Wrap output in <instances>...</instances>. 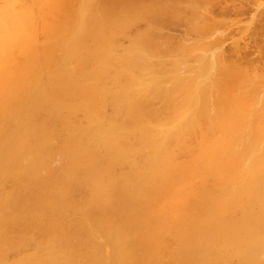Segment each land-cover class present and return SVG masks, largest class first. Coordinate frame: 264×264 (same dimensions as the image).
I'll return each mask as SVG.
<instances>
[{"label":"bare ground","instance_id":"bare-ground-1","mask_svg":"<svg viewBox=\"0 0 264 264\" xmlns=\"http://www.w3.org/2000/svg\"><path fill=\"white\" fill-rule=\"evenodd\" d=\"M201 1L0 0V264H264L249 4Z\"/></svg>","mask_w":264,"mask_h":264},{"label":"rangeland","instance_id":"rangeland-1","mask_svg":"<svg viewBox=\"0 0 264 264\" xmlns=\"http://www.w3.org/2000/svg\"><path fill=\"white\" fill-rule=\"evenodd\" d=\"M194 1H195V0H194ZM223 1H225V0H223ZM233 1L238 2V3H236V4H239V3H242V4H243V3H248L249 5H250V3L252 2L251 4H252L253 6L256 5L255 3H258V2H256L255 0H253V1H255L254 3H253L252 0H251V2H250V0H249V1L246 0V2H243V0H242L241 2H240V0H226L227 3H225V2H224V3H225L226 5H227V4L229 5L230 3L234 5L235 2H233ZM244 1H245V0H244ZM247 1H248V2H247ZM197 2L202 3L203 1H201V0L198 1V0H197ZM261 2H263V4H262ZM200 3H198V4H200ZM260 3L262 4V6H260V7L263 8L264 0H263V1L261 0V1L259 2L258 6L261 5ZM203 4H204V3H203ZM225 4H224V5H225ZM231 4L229 5L230 7L233 6V5H231ZM248 4H247V5H248ZM200 5H201V4H200ZM200 5H198V6L200 7ZM204 5H205V4H204ZM228 5H227V6H228ZM249 5H248L249 8H248V10H247L248 12H246V14H244V16H243V15L240 16V14H238V13L235 14V11H234V10H230V9H232V8H230V9H229L230 11H228L226 14H224V16H223V15H221V16H217V18H218V17H223V19H226V18L229 19V18H230V19H231V23L229 22L230 19L228 20V23H227L226 20H225L226 22L221 21V22L224 23V25H225V26H224V25H222L223 23L220 22V19H219V21H217L218 19L216 18V22H217V23L214 22V23H215L214 27L217 28V29H221L222 31H223V29H224V35L227 34V35H226V38H228L229 43H230V38H231V37H229L228 35H230V33H231L232 38L235 36L231 41L233 42V41L235 40V42L239 43V45H240V46H239V48H240V56H239V57H241V58H240V59H241V62H242L244 65H245V64L247 65V64L249 63V64L247 65L248 67H246V65H245V67H246L247 69H248V68L251 69V67L254 66V65L257 66V67L254 66V67H256V68H258V67L261 68V70L259 71V72H260L259 74L264 78V65H263L264 62L262 63V60L264 59V47H263V45L261 44L259 37H258V38H256V37H252V35H251V33H250L251 28L253 29L254 26H255V22H254V23H251V26H252V27H251L250 25H248V23H247V21H249V23L252 21V20H250V18H248V17L250 16V14L252 13L253 8H254V7H252L251 10H250V6H252V5H250V6H249ZM201 6H202V5H201ZM229 6H228V7H229ZM205 7L208 8V5H206ZM211 7H212V6H211ZM260 7H259V8H260ZM200 8H201V7H200ZM202 8H203V7H202ZM255 8H258V7H255ZM255 8H254V9H255ZM188 11L190 12V10L187 9V10H186V14H189ZM231 11H233V12H231ZM250 12H251V13H250ZM228 13H229V15H228ZM232 13H233V14H232ZM248 13H249V16H248ZM190 14H191V12H190ZM253 14H254V12H253ZM235 15H236V16L239 15L238 17H239V18L241 17V18L237 21L238 18H236ZM226 16H231V17L228 18V17H226ZM233 16H235L236 20H235V18H234ZM242 16H243V17H242ZM189 17H190V16H189ZM189 17L187 16L188 20H189ZM245 17H246V18H245ZM190 18H191V17H190ZM233 18H234L235 22L237 21L238 23H235L234 20H233ZM246 19H247V20H246ZM214 20H215V19H214ZM232 20H233V21H232ZM240 20H242V21L240 22ZM190 21H191V20H190ZM233 22H234V23H233ZM189 23H191V22H189ZM218 23H219V24H218ZM239 23H241V24H239ZM245 23H246V24H245ZM220 24H221V25H220ZM228 24H230V25L226 27V25H228ZM237 24H238V25H237ZM252 24H254V25H252ZM217 25H218V26H217ZM233 25H235V26H233ZM219 26H220V27H219ZM230 26H231V27H230ZM236 26H237V28H236ZM246 26H247V27L250 26V27H249L250 31H249V29H248V32H247V29H246L247 27H246ZM180 27H184V28H180ZM185 27H186V28H187V27H190V28H191V24H188V26H186V25H185V26H182V25H181V26H178V28L175 27L174 30H171V32L173 31V32H175V33H172V34L180 35V34H182L183 31L185 30V31H184V32L186 33V34H185V38H186V39H188V38H189V39H194V41L192 40V41H193L192 44H193V43H197L198 40H196L195 38H197L196 35H197L198 37H200V33L197 34V32L194 31V30H192V29H189V30H190V31H189V30L186 29ZM224 27H226V28H224ZM238 27H239V28H238ZM240 28H241V30H240ZM243 28L246 29V32H247V33L245 32V34H244V30H243ZM183 29H184V30H183ZM217 29H216V31H218ZM225 29H226V30H225ZM237 29H238V30H237ZM221 30H219V31H221ZM235 30H237V32H236ZM242 30H243V31H242ZM186 31H187V32H190V33H187ZM191 31H192V33H193V31H194L195 33H193V35H192ZM222 31H221V33H223ZM225 31H226V32H225ZM238 31L241 32L240 36H239ZM178 33H180V34H178ZM242 33H243V34H242ZM182 35H184V33H183ZM182 35H180V36H182ZM187 35H188L189 37H188ZM194 35H195V36H194ZM231 35H230V36H231ZM243 35H245V37H244ZM247 35H248V36H247ZM190 36H191V37L194 36V37L191 38ZM241 36H242L243 39L240 38ZM248 38H249V41H247ZM189 39L187 40V42L190 41ZM198 39H200V38H198ZM239 39H241V40H239ZM250 39H251V40H250ZM238 41H239V42H238ZM242 42H243V43H242ZM188 43H189V42H188ZM226 43H228V42H226ZM189 44H191V43H189ZM241 45H243V46H241ZM253 45H254V46H253ZM241 49H243V50H241ZM244 49H245V50H244ZM257 50H258V51H257ZM259 50H260V51H259ZM250 54H251V55H250ZM250 56H251V57H250ZM258 56H259V57H258ZM247 57H250V58L246 59ZM261 59H262V60H261ZM251 60H252L253 63L251 62ZM255 60H256L257 62H256ZM258 60H259V61H258ZM250 62H251L252 64H251ZM254 63H255V64H254ZM257 63H258V65H257ZM260 64H261V66H260Z\"/></svg>","mask_w":264,"mask_h":264}]
</instances>
